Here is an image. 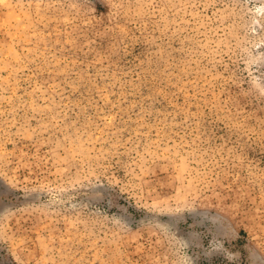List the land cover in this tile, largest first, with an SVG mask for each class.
Segmentation results:
<instances>
[{"label":"rangeland","instance_id":"1","mask_svg":"<svg viewBox=\"0 0 264 264\" xmlns=\"http://www.w3.org/2000/svg\"><path fill=\"white\" fill-rule=\"evenodd\" d=\"M0 264H264V0H0Z\"/></svg>","mask_w":264,"mask_h":264}]
</instances>
